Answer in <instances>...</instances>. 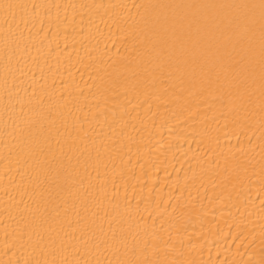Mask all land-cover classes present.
<instances>
[{
    "label": "bare ground",
    "instance_id": "obj_1",
    "mask_svg": "<svg viewBox=\"0 0 264 264\" xmlns=\"http://www.w3.org/2000/svg\"><path fill=\"white\" fill-rule=\"evenodd\" d=\"M0 264H264V0H0Z\"/></svg>",
    "mask_w": 264,
    "mask_h": 264
}]
</instances>
